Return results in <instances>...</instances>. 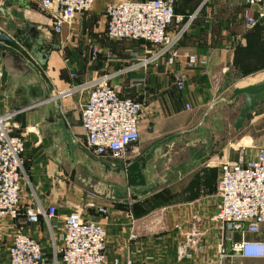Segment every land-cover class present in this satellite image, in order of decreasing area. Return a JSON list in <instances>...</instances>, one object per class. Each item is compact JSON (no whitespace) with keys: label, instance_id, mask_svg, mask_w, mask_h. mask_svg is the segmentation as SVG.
Returning <instances> with one entry per match:
<instances>
[{"label":"crops","instance_id":"0c3cea01","mask_svg":"<svg viewBox=\"0 0 264 264\" xmlns=\"http://www.w3.org/2000/svg\"><path fill=\"white\" fill-rule=\"evenodd\" d=\"M108 1L96 0L90 12L78 15L71 25L65 26L61 34H55L49 17L42 12L44 16L39 17L38 11L33 9V4L28 0H0V29L15 33L18 29L30 30L32 25H36L35 37L31 31L28 32V37L35 41V46L39 49L50 48L48 59L42 67L52 85L50 90L39 73L28 78L13 73L5 83L0 77V115L8 113L14 107H25L32 101L42 99L47 93L55 95L51 99L55 100L54 103L49 100L50 104L46 105L47 101L39 106L41 111L28 114L27 117L31 120L29 125L22 127L17 122L15 133L24 134L26 139L22 202L17 218L0 219V264L8 263L9 246L14 231L19 226L42 242L48 256L56 248L61 249L64 218L76 208H83L87 216L103 219L105 222L108 233L106 264H125L129 255L139 264H165L166 260L174 261L175 264H217L216 245L219 232L214 215L220 203L217 183L221 164L235 162L242 154L253 155L259 147H264V130L256 135L251 132L255 122H264V112H257L264 105V101L257 103L255 110L248 114L244 125L238 131L239 137L234 142L229 139L220 143L214 139L217 131L228 122L236 106L222 101L229 99L235 87L257 83L253 81L241 84L233 75V68L236 66L235 37L241 36L240 30L247 27L242 18L244 4L241 0H211L201 7L204 0L192 12H197V17L180 43V57L174 68L161 61L151 67L146 85L139 88L130 87L131 78L139 76V73L116 74L111 79L110 83L118 84L123 95L136 97L144 104V117L139 122L140 140L137 145L143 151L131 167L138 163L140 169L145 170L156 159L155 148L160 146L165 149L166 145L177 148L176 143L179 142L191 154L187 155L183 173L177 174L176 179L169 185L173 186V183L188 176L191 178L187 180L183 190L185 197L181 202L142 214H137L136 205L145 208L152 201L147 200L146 196L132 198L130 189L117 190V200L109 201L99 197L91 199L108 206L109 214L103 218L95 208L87 207L90 200L84 198L78 185L73 186L71 180L64 179L61 172L66 170L68 164L76 169L77 165L84 163L92 166V169H99L105 176L114 178L125 176L130 166H126L125 171L116 172L114 169L124 167L119 162L112 170H106L102 162H110L96 157L85 148V129L81 121L80 104L87 99L91 89L78 88L65 97L58 94L68 92L73 87L104 74L117 73L129 64L132 51L148 52L152 48L141 39L111 41L107 38L105 8ZM3 4L7 5L5 17L10 19L9 25L3 24ZM189 11L178 9L177 13L183 15L179 24L192 14ZM24 12L29 16L26 19L21 18L25 15ZM42 25L45 28L41 29ZM92 39L95 46L100 47L97 58L90 56ZM108 51L113 55L110 59L105 54ZM191 53H198L201 57V61L193 67L187 64V56ZM29 66L33 68L31 64ZM172 68H187L188 78L183 89L176 86ZM227 94L226 99L224 97ZM187 103L191 104L190 109H187ZM57 114H62V117ZM49 116L55 117L50 125L58 138L56 145L62 149V153L58 154L57 148H54L53 156L45 150L37 128ZM66 140L70 150L72 147L76 150L70 152L71 156L69 147L65 144ZM194 142H198V145L194 146ZM149 149L152 151L151 158L145 164L139 162V157L145 155ZM145 191L148 190L139 192ZM150 193L147 194L150 196ZM38 204L45 207L53 204L57 207L58 214L51 220L50 225L42 215L38 222L26 221L25 208ZM139 219H164L167 234L145 238L147 235H144V226ZM132 232L137 233V239L131 240ZM248 237L255 239L259 235L250 234ZM166 238L176 240L173 246L175 250L172 247L174 256L167 250L169 245ZM162 241H166L165 246L160 244ZM183 249L186 255L181 257L180 251ZM162 257L165 259L160 263Z\"/></svg>","mask_w":264,"mask_h":264},{"label":"built area","instance_id":"2783aa9c","mask_svg":"<svg viewBox=\"0 0 264 264\" xmlns=\"http://www.w3.org/2000/svg\"><path fill=\"white\" fill-rule=\"evenodd\" d=\"M45 13L55 34H61L78 15L90 12L96 0H28ZM244 4L242 18L249 28L264 21V0H241ZM177 0H109L106 4V36L111 41L141 39L151 45L148 52L132 51L130 62L117 73L73 87L60 96L74 90L89 87L91 90L80 104L82 125L85 129V148L96 157L108 160L112 167L130 166L131 152H137L140 140L139 122L144 117L142 101L123 95L118 84H111L116 74L139 73L131 78L130 87L146 85L151 67L165 61L175 66L180 57L179 46L189 31L197 12L177 13ZM176 25V27H173ZM100 53L93 47L92 57ZM108 59L112 52L105 53ZM201 61L198 53L187 56V64L193 67ZM172 68V69H173ZM176 86L183 89L188 78L187 68L173 69ZM1 77V68H0ZM187 109L191 104L187 103ZM17 123L13 112L0 115V219L17 218L22 202L23 154L26 150L24 134L15 133ZM220 198L214 215L219 239L216 245L217 264H264V147L249 156L241 155L235 162H224L220 167L217 183ZM88 208H95L103 218L109 214L108 206L94 200ZM26 221L38 222L40 216L50 225L57 216V207L42 204L25 208ZM64 236L61 249L48 256L42 242L17 227L9 246L7 264H106L107 228L103 219H94L76 208L64 218ZM250 234L259 238L251 239ZM131 240L138 238L132 232ZM186 251H180L185 256ZM125 264H139L128 256Z\"/></svg>","mask_w":264,"mask_h":264},{"label":"rangeland","instance_id":"374dc122","mask_svg":"<svg viewBox=\"0 0 264 264\" xmlns=\"http://www.w3.org/2000/svg\"><path fill=\"white\" fill-rule=\"evenodd\" d=\"M203 1L204 0H177V11L178 9L190 10L189 12L192 13L197 9V7H199V5ZM208 1L211 2V0H205V4L202 3L201 7H204V5L208 3ZM32 7L34 10L38 11L37 15L39 17L44 16L42 15L43 12L40 11L36 6L32 5ZM6 8L7 5L3 4V24L9 25L10 19H7L5 17ZM24 13L25 15H23V17L21 18L26 19L27 17H29L28 15H26V12ZM23 24L25 25V20H23ZM44 26L45 25H42L40 26V28L43 29L45 28ZM240 33H242L241 36L235 37L236 47L234 48V60L236 62V66L235 68H233V75L236 79H238V81L240 80L239 82L241 84H247L253 81L261 82L264 80V21L257 27H246L243 30L241 29ZM95 45L96 44H94V39H92L90 56H92L93 47ZM98 48L100 49L99 46ZM224 98L227 99L228 94ZM243 100L244 98L240 97L232 104L233 106H236L234 111L231 113L232 115L230 119L225 123L224 127H221L220 130L218 129L219 131H217V135L216 137H214V139H217L218 141H220V143H223L229 139L234 142V139L239 137V129L235 128L234 121L239 115L240 107L243 105ZM50 101L51 103H54L55 100ZM50 101L45 104H50ZM222 102L227 103V100ZM257 112H264V105L260 107ZM251 113L252 112H250V114ZM263 128L264 122L257 121L255 122L254 127H251V132L256 135L263 132ZM65 144L66 147H69V155L70 152L76 151L75 147H72V149L70 150L68 140L65 141ZM176 145L177 148L176 146L171 148V146L168 145L165 146V149L164 147L160 146L158 148H155L157 154L156 159L151 162L148 168H146L145 170H141L140 165H138L137 163L127 169L125 176H118L114 178H112V176L107 177L99 169H92V166H88L84 163L82 165H77L76 169H74L72 165L68 164L66 170H63L61 172V176H63L67 181L71 180L73 186L78 185L84 193V198L86 197V199L89 200L97 197L105 198L109 201L117 200L119 198L116 194L117 190L129 191V189H131L130 191L132 192V198H142L146 196L147 200L152 201L149 205V210L147 211L149 212L159 207L181 202L180 200L185 197L183 190L185 189L187 180H189L191 176L185 177L182 180L175 182V184L173 183V186L169 185L172 180L176 179L177 174L183 173L182 169L185 168V164L188 160L187 155L191 154L188 150H184L181 143L177 142ZM193 145L197 146L198 142H194ZM141 151H143V149L139 145L137 148V152L130 153L129 160L137 159ZM167 152H170L171 155ZM160 154L162 155L161 157ZM142 190H148L149 192H151V195L149 196L148 194H145L139 196V193L141 194V192L139 191ZM139 222H141V225L144 226V235H147L145 238L151 237L152 235H154L155 237L156 235L167 234L164 226V219H139ZM166 239L167 245H169V247H167V250L169 251V254H171V256H174L173 249L175 250V247L173 246L176 243V240H174V238ZM162 242H160V244L165 246L166 241L163 243ZM164 259L165 258L162 257V259H160V263H163ZM164 263L175 264L174 261L169 262L168 260H166Z\"/></svg>","mask_w":264,"mask_h":264},{"label":"water","instance_id":"95a60500","mask_svg":"<svg viewBox=\"0 0 264 264\" xmlns=\"http://www.w3.org/2000/svg\"><path fill=\"white\" fill-rule=\"evenodd\" d=\"M29 31H31V33L34 32L33 36L35 37L37 31L36 25H32L30 30L18 29L15 33H8L7 31L0 29L1 80L5 83L9 75L13 73H19L24 78H28L34 73H39L45 82L48 83L49 89L51 90L52 85L50 79L42 67L48 59L50 48L44 50L35 46V41L28 37ZM28 64H31L33 68H31ZM54 97L55 95L47 93L42 99L32 101L25 107H14L11 110V112H13V121L16 123L18 122L22 127H26L29 123H31V120L27 117L28 114L41 111L39 106ZM240 97L244 98V103L241 106L239 115L234 122L236 129H240L244 125L248 114L255 110L257 103L264 101V80L241 87H235L227 102L232 105ZM57 116L62 117V114H57ZM54 120V116H49L40 122L37 127L42 136V142L45 150L51 156L54 154V148H57L58 154L62 153V149L56 145L58 138L50 125V123ZM151 156L152 151L149 150L145 153V155L139 157L138 161L145 164V161L150 159ZM102 163L106 170L113 169L110 163ZM114 170H116V172L125 171V167H119ZM147 193L149 192L145 191L142 192L141 195H145Z\"/></svg>","mask_w":264,"mask_h":264},{"label":"trees","instance_id":"16d2710c","mask_svg":"<svg viewBox=\"0 0 264 264\" xmlns=\"http://www.w3.org/2000/svg\"><path fill=\"white\" fill-rule=\"evenodd\" d=\"M176 10H177V7H176ZM188 14V13H187ZM260 25V24H259ZM259 25H257V26H259ZM257 26H255V27H257ZM136 211H137V214H142V213H145V212H147L148 210H149V207H145V208H143L142 206H138V205H136Z\"/></svg>","mask_w":264,"mask_h":264},{"label":"flooded vegetation","instance_id":"af4514ba","mask_svg":"<svg viewBox=\"0 0 264 264\" xmlns=\"http://www.w3.org/2000/svg\"><path fill=\"white\" fill-rule=\"evenodd\" d=\"M134 163H135V160L132 161L131 165H133ZM131 165H130V166H131Z\"/></svg>","mask_w":264,"mask_h":264}]
</instances>
